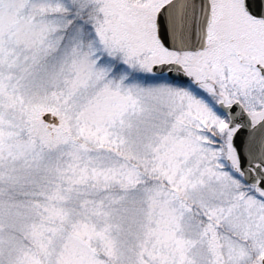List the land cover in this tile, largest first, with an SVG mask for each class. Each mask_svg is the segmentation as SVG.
<instances>
[{"label":"snow or ice","instance_id":"obj_1","mask_svg":"<svg viewBox=\"0 0 264 264\" xmlns=\"http://www.w3.org/2000/svg\"><path fill=\"white\" fill-rule=\"evenodd\" d=\"M0 264H264V0H0Z\"/></svg>","mask_w":264,"mask_h":264}]
</instances>
